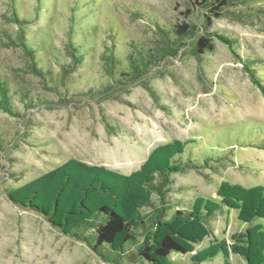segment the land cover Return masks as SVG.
I'll return each mask as SVG.
<instances>
[{
    "label": "rangeland",
    "instance_id": "1",
    "mask_svg": "<svg viewBox=\"0 0 264 264\" xmlns=\"http://www.w3.org/2000/svg\"><path fill=\"white\" fill-rule=\"evenodd\" d=\"M11 2L0 0V77L16 111L0 109V264H116L8 196L70 158L130 174L155 147L194 139L182 160L197 158L200 168L170 175L175 208L197 196L216 198L223 180L264 184V95L242 62L255 61L264 81V0L222 10L211 8L218 0L199 7L193 0H16L24 28L13 20ZM181 23L196 25L197 35L160 59L159 27ZM206 30L230 36L234 51L216 39L213 51L196 56ZM139 53L146 74L123 75ZM158 207L154 194L142 212L151 216ZM208 225L212 234L195 251L171 255L176 264H194L193 253L248 226L235 212ZM136 234L142 241L144 231ZM230 261L248 264L235 254ZM223 262L220 254L202 264ZM119 264L152 263L130 245Z\"/></svg>",
    "mask_w": 264,
    "mask_h": 264
},
{
    "label": "trees",
    "instance_id": "2",
    "mask_svg": "<svg viewBox=\"0 0 264 264\" xmlns=\"http://www.w3.org/2000/svg\"><path fill=\"white\" fill-rule=\"evenodd\" d=\"M208 1L193 0L198 7L206 6ZM218 1L216 6L211 7L213 10H222L223 6L239 0ZM15 2H11L13 20L23 27L26 19L16 13ZM208 20L211 22V17ZM159 30L164 42L160 59L176 55L199 31L196 25L190 23L159 27ZM216 39L234 51V39L219 31L206 30L197 40L195 55L213 51ZM23 44L28 49L27 53L34 57L30 45L25 41ZM72 51L76 61L79 60L78 47L72 45ZM142 56L139 53L137 60L130 56L131 71L123 75L138 79L146 74L148 63ZM109 60L115 64L114 57ZM242 62L251 81L264 95V81L255 61ZM9 91V86L0 77V109L16 114ZM194 143V139H175L159 145L149 153L140 168L130 174L70 158L9 190L8 196L15 204L44 215L64 234L86 242L103 260L116 264L130 245H136L137 254L152 264H176L171 255L195 251L196 246L212 234L208 225L210 219L222 212L228 215L235 212L238 220L248 224L245 230L232 234L231 241L227 238L215 240L193 253L191 260L194 264H202L221 254L223 264H232L230 257L235 254L248 264H264V223L256 222L258 218L264 219V184L245 187L223 180L216 198L197 196L186 206L175 208L172 205L168 198L172 184L170 175L184 172L186 168H200L197 158L187 162L182 160L187 147ZM154 194L159 198V207L153 215L147 216L142 210L152 205ZM172 208L175 210L169 213ZM139 229L144 231L142 241L136 234Z\"/></svg>",
    "mask_w": 264,
    "mask_h": 264
}]
</instances>
